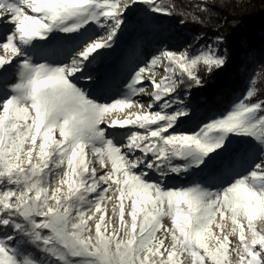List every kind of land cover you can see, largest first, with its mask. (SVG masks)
<instances>
[{"label": "snow or ice", "instance_id": "6c2138e0", "mask_svg": "<svg viewBox=\"0 0 264 264\" xmlns=\"http://www.w3.org/2000/svg\"><path fill=\"white\" fill-rule=\"evenodd\" d=\"M137 3L170 14L156 0H0V264H232L229 234L220 224L221 234L213 231L217 215L238 231L239 264H264V231L253 223L264 220V101L253 102L251 88L191 132H176L190 108L170 98L172 75L149 81L156 91L135 119L106 118L135 106L145 90L138 85L148 79L138 67L113 98L90 70ZM223 42L217 37L195 56L165 50L150 66L167 58L166 71L178 65L203 86L191 69L201 62L208 74L227 67ZM76 49L70 59L47 62L51 51ZM125 126L144 131L122 134ZM257 146L259 157L240 168ZM93 161L107 170L97 174ZM193 173L196 180H180ZM54 176L60 186L50 192Z\"/></svg>", "mask_w": 264, "mask_h": 264}, {"label": "rangeland", "instance_id": "374dc122", "mask_svg": "<svg viewBox=\"0 0 264 264\" xmlns=\"http://www.w3.org/2000/svg\"><path fill=\"white\" fill-rule=\"evenodd\" d=\"M167 1L172 0H156V2L162 4L168 12H170V6ZM241 1V0H240ZM138 10L140 12V19L136 24H132L129 20V15L133 14L134 11ZM29 14L31 12L29 11ZM168 14H158L149 11V5H145L143 3H137L134 5L131 9H129L125 13L126 17V23L123 25V30L118 33V36L116 38V41L113 45V47L109 50H106L103 52V55L101 58H99V62L97 65H95L93 68H90L91 71H94V73L97 75L98 80H102L106 82V87L103 90V94L106 95L108 92H110V96L113 98H118L121 94L125 91V85L130 81L132 73L138 69V67H145V72L142 74V76L147 77L144 81V85H138V86H144L145 90L142 93L136 94V105L131 108H123V109H117L114 110L112 113L108 114L106 118H114V119H135V114L137 112L143 111L147 109V105L151 102V94L153 91H156L154 86L149 82L150 80H155L157 82L161 80H165L169 75H172L173 78L177 81V90L173 97L178 96L185 104L189 105L190 114L188 117L184 118L182 117L181 120L182 123L179 124V126L176 128L177 133H183V132H191L194 131L197 126L202 121H208L211 118H215L219 116L220 114L225 113L226 111L230 110L233 104H235L238 100H240L244 95H246V92L251 88L253 92H255V78H256V71H251L249 74H246V84L244 91L239 92L236 96L234 101L231 103L229 108L226 111L223 112H211L206 119L199 118L203 112L202 109H199V107L196 106V102L191 97L190 91H183L179 88L180 86V72H183L182 69H179L178 65H173L171 72L166 71L168 68V60L167 58H162L161 61L155 65L150 66V60L155 57L162 54L163 51H172L176 55H179L182 52H188L189 56H195L198 55L201 51H206L208 45L212 44L216 41V39L211 40L206 37H202L198 34L191 35L190 39L183 38V32L180 31L177 28L174 27H168L166 25V21L161 22ZM6 31V30H5ZM103 30L96 32L97 39L101 38V32ZM2 32H0V36H2ZM62 33H57L55 36L52 37V39H57L60 36H62ZM177 37L179 40L177 41ZM137 46V51L132 52V55H129L126 50L127 49H133L132 47ZM219 48L221 49V52H223V48L221 44L219 45ZM33 49H29L28 51L33 55V58L38 57V53L32 51ZM82 49H76L75 52H72L69 54L65 50H55L51 51L47 54V62L51 64H58L63 62L64 58L66 56L69 57L70 55H75ZM0 55H6L3 49H0ZM38 62H45L44 60H38ZM67 62V61H65ZM201 67H204L202 62L198 63L194 68L191 70L196 74L199 75V71ZM117 71V78L110 84V89L108 88V79H107V71L108 70ZM184 75L187 76V73H184ZM188 77V76H187ZM199 77V76H198ZM82 83V82H81ZM113 88V89H112ZM90 92L93 93V95L97 94L96 89H89ZM253 100V98H252ZM254 101H260V100H253ZM143 105L144 108H141L140 106ZM159 110V105L156 109ZM129 113H132L131 116H129ZM184 122H187L185 124ZM132 131H137L140 133H143L144 130L139 129L138 126H126L125 131L122 134H129ZM58 138V134H57ZM238 140H245V141H251L253 144L256 142L252 140L251 137H238ZM119 143H125L123 139V135L119 141ZM139 155V153H137ZM259 157V147H256V150L251 153L250 155H246L242 160L240 161V168H243L244 170L250 168L252 164L255 162V160ZM88 159H92V154H88ZM96 164V171L97 174H102L104 171H106V168H102L98 162L93 161ZM174 162H179L174 161ZM108 167L110 168V163L108 164ZM196 180L197 176L195 173H193L191 176L187 177H181L180 180ZM224 177H221L219 179V182H222ZM181 181L173 180L170 181V184H176L178 185ZM51 190L55 189L59 185V177L54 176L52 178V182L50 185H47ZM67 187L66 185L64 186ZM113 203H116L115 201L107 202V207L109 209V212L113 206ZM54 207L55 205L52 204ZM242 223H245L246 221H242ZM254 225L257 228V231H264V220H260L257 218L253 221ZM165 225L170 226V221L165 219L164 221ZM217 224L222 225L223 228V234H229V250H230V259L232 264H239L238 259V247H239V240H238V231L235 234L231 233L232 229V223L228 216L225 217L223 221L219 219V216L217 215L216 221L213 224V231L217 234L220 233V229L216 227ZM94 234V233H93ZM250 237V233H246ZM170 242V239L169 241ZM214 243V242H213ZM236 249V250H233ZM29 254H31V250H27ZM41 259H45L44 257H41ZM185 264H188L187 259H185Z\"/></svg>", "mask_w": 264, "mask_h": 264}, {"label": "trees", "instance_id": "16d2710c", "mask_svg": "<svg viewBox=\"0 0 264 264\" xmlns=\"http://www.w3.org/2000/svg\"><path fill=\"white\" fill-rule=\"evenodd\" d=\"M168 14L161 22L168 27L183 32V38L190 39L198 34L214 40L223 37L221 44L230 57L227 67L208 74L201 67L199 77L203 86H195L189 78L181 75L180 86L183 91H190L196 106L203 112V120L211 112L226 111L235 96L244 91L246 74L256 71L253 100L264 101V0H172ZM140 19V12L129 15L132 24ZM179 38L177 37V41ZM180 41V40H179ZM137 46L127 49L132 55ZM251 53L254 59L247 60ZM244 67V69L242 68ZM191 84V86H190ZM187 124V122H184Z\"/></svg>", "mask_w": 264, "mask_h": 264}, {"label": "bare ground", "instance_id": "6f19581e", "mask_svg": "<svg viewBox=\"0 0 264 264\" xmlns=\"http://www.w3.org/2000/svg\"><path fill=\"white\" fill-rule=\"evenodd\" d=\"M33 51V53L34 52H37L38 53V55H39V50H32ZM117 78V71H113L112 69L111 70H108L107 71V79H108V88L110 89V84L115 80ZM113 89V88H112ZM155 91H153L152 93H154ZM110 94V92H108L106 95H109ZM125 128H126V126L123 128V129H121V132L123 133L124 131H125Z\"/></svg>", "mask_w": 264, "mask_h": 264}, {"label": "built area", "instance_id": "2783aa9c", "mask_svg": "<svg viewBox=\"0 0 264 264\" xmlns=\"http://www.w3.org/2000/svg\"><path fill=\"white\" fill-rule=\"evenodd\" d=\"M246 58H247L248 61H251V60L254 59V55L249 53ZM242 68L244 69V67H242Z\"/></svg>", "mask_w": 264, "mask_h": 264}]
</instances>
